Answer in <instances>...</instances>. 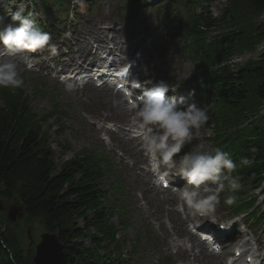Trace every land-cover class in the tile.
Segmentation results:
<instances>
[{
  "label": "trees",
  "instance_id": "16d2710c",
  "mask_svg": "<svg viewBox=\"0 0 264 264\" xmlns=\"http://www.w3.org/2000/svg\"><path fill=\"white\" fill-rule=\"evenodd\" d=\"M43 1L48 8L60 3ZM181 1L186 14L177 17L178 31L186 55L200 69L204 96L212 102L208 123L217 125L218 140L234 161L241 157L252 161L239 169V175L254 188L264 178V118H256L264 103V54L237 68L227 63L235 54L253 51L264 41V22L259 26L256 21L240 22V16L233 14L235 0H228L219 17L211 8L217 0ZM245 1L264 12V0ZM44 95L53 109L39 115L23 88H0V198L19 199L26 209L25 226L37 220L46 231L59 235L65 245L59 264H122L121 258L112 257L120 253L122 244L116 235L131 223L120 200L117 206L109 202L112 193H120L117 183L106 187L112 166L105 154L82 150L56 170L48 130L43 126L55 117L61 120L59 95L54 91ZM18 225L0 214V264H34L33 249L24 255L20 240L27 229Z\"/></svg>",
  "mask_w": 264,
  "mask_h": 264
},
{
  "label": "rangeland",
  "instance_id": "374dc122",
  "mask_svg": "<svg viewBox=\"0 0 264 264\" xmlns=\"http://www.w3.org/2000/svg\"><path fill=\"white\" fill-rule=\"evenodd\" d=\"M1 1L3 4L0 7L5 17L11 15L12 10L16 11L20 7L24 11L32 13L35 18L39 19L47 27L55 28V33H51L52 40L50 43L56 44L58 53L62 52L66 55L61 62L65 66L72 62L77 66L78 47H80L79 51L96 56L91 45L93 39L98 38L101 40L102 46L103 41H109L113 37L120 44L132 47L130 53L120 55V62L124 59L130 61L134 51L142 49L144 59L141 72H147L149 77L155 80L172 79V84L177 88V92L187 94L195 91V86L199 79V72L196 69H200L194 63L192 64L190 60L188 61L178 56V38L169 24H161L166 7L170 3L179 0H162L163 5L157 9H152L155 5L145 6L136 11L125 8L124 13L128 14L126 16L117 11L115 0H63V7L56 5L53 8L57 13L58 20L56 21L49 19L47 5H43L42 0ZM156 1L158 0H150L151 3ZM90 3L93 4L89 5ZM227 4L228 0H217L211 4L213 15L221 16ZM9 7L13 9L10 10ZM179 8L182 9L181 2ZM233 14L240 16L241 19L239 21L244 25H249L256 21L259 26L264 21L262 16L264 12L261 9H255L245 0H235ZM56 22L59 23L58 27L55 25ZM103 53L101 55H104ZM35 54L43 60V67L47 65L54 68L52 76H55L61 66L52 56H49L47 50L42 54ZM244 55L236 54V65L241 66L248 59ZM32 57L35 64V56ZM231 66L234 67V63ZM20 70L25 81L23 88L27 94H30V103L34 112L43 115L53 109L51 100L45 98L44 94L35 96L34 93L36 91L43 89L45 92V89L47 90V87H50L60 94L58 104L60 105L59 111L62 113L61 120L59 121L55 117V120H50L45 126V128L49 129L47 137L50 140L49 146L53 154L56 170L60 169L63 162L74 157V154L82 150L99 153L106 151L110 163L118 172V176L121 177L123 175L126 179L127 185H125V188L128 197L121 204L131 205L129 216L125 214L126 218H130L131 227L127 231H121L120 233V239H124V241H121L120 253L124 254L128 261H131L132 264H164L165 259H172L173 257V260L183 263L182 258L188 257L190 262L192 254H200V258L205 260L207 264L215 263L214 257H208V255L203 254V251L199 252L198 248L194 251L186 249L190 245L188 242L191 235L188 229L189 223L185 222L181 215L178 214V211L182 210L179 201L180 192L185 186V182L181 180L180 183H176L174 177L169 175L171 181L176 183L179 190L174 188V184L169 190L160 188V185H158L152 190L145 192L144 187L152 188V183L148 184L144 179L140 178L139 172L140 168L147 166V162H143L138 149L128 142V137L123 138L118 132H115L118 130V126L130 129L129 121H131L132 117H124L125 112H122V116L118 114L114 108L117 97L113 95L111 90L102 91L101 89H96L95 91L92 89L93 86L77 89V86L64 84L59 76H57V79L53 77L47 78V73L40 71L36 65L33 66L32 70L22 66ZM153 72H155V75H153ZM161 76H163V79L159 78ZM201 106L208 109L212 106V102L209 100L202 101ZM260 109L264 113V106L263 108L260 107ZM257 116L260 117V112H258ZM108 119L118 123L122 120V123H115V128L112 131L107 130L105 122ZM249 122H252V119L245 122L244 125H248ZM61 123H64L63 125L66 127L65 133H62ZM94 124L101 128L98 133L92 130ZM194 136L196 139H193L194 142L192 141L191 144L186 146L187 149H191L195 145H202L203 150L208 151L211 149L206 142V135L201 129L194 130ZM65 145L69 148H64ZM147 167L150 168L149 163ZM115 183L113 177H107L106 187L111 184L114 187ZM259 195L262 196V193ZM119 199V196L114 197V195H111L109 202L117 206L118 203L116 202ZM7 203L4 200H0V206H4ZM11 204L14 205L13 201H11ZM7 211L6 208L3 211L0 209V214L4 216ZM231 211L221 203L208 214L205 221L212 223L214 225L213 229L216 231H219V223L231 226L232 238L235 241L244 240L246 232H248L247 237L255 240L258 248L261 247L260 257L262 260L264 258V227L258 226L254 221L244 216L233 218ZM23 217V215L18 217L19 220L16 222L20 224L18 228L28 229L30 227L32 239L31 241L28 238L26 232L25 235L20 237L25 255L28 254L30 249L35 252V245L41 241L42 234L47 231L37 220L28 221L29 224L25 226ZM169 220H173L172 224ZM243 222H246V227ZM143 226H149L159 237L157 247L147 246L148 241L146 240V232ZM179 232L182 235L178 238V241H183L186 246L178 249L170 246V241L176 238V233ZM239 235L241 237H238ZM221 237H224V234ZM257 239H260V241ZM234 243H224L223 251L218 258L223 259L227 255L228 257L232 255L234 249L232 245ZM226 247L229 249L228 251L225 250ZM129 257L133 259L131 260Z\"/></svg>",
  "mask_w": 264,
  "mask_h": 264
},
{
  "label": "clouds",
  "instance_id": "9594fccd",
  "mask_svg": "<svg viewBox=\"0 0 264 264\" xmlns=\"http://www.w3.org/2000/svg\"><path fill=\"white\" fill-rule=\"evenodd\" d=\"M3 20L0 16V49L6 56L0 59V88L16 90L25 82L16 57L24 54L23 64L31 69L33 57L27 53L47 50L54 57L58 48L50 43L51 33L42 30L33 14H25L23 8L18 7L11 15L13 22H19L18 26L4 24ZM170 91L175 93L177 88L164 80H151L136 97L139 104L130 103L134 113L130 126L148 158L156 182L166 186L165 177L169 172L179 176L185 182L180 200L202 215L211 213L220 204L221 193L225 191L229 195L223 203L233 205L234 193L242 186L239 169L250 166L252 161L241 157L236 162L229 152L220 148L205 151L202 145L185 150L194 139V130L205 126L210 116L196 99L169 96Z\"/></svg>",
  "mask_w": 264,
  "mask_h": 264
},
{
  "label": "bare ground",
  "instance_id": "6f19581e",
  "mask_svg": "<svg viewBox=\"0 0 264 264\" xmlns=\"http://www.w3.org/2000/svg\"><path fill=\"white\" fill-rule=\"evenodd\" d=\"M3 4V2L0 0V5H2ZM9 23H11V24H13L14 22H11L10 20H9ZM105 43V42H104ZM108 45L109 44H113V45H115V46H117L118 47V50H119V52H121V53H130L131 52V49H129V48H125V47H123V46H120L119 45V43H117V42H115V41H113L112 43H107ZM106 44V45H107ZM99 47H102V46H99ZM108 48H109V53H108V57H110L112 54H114V51H113V48H111L110 46H107ZM97 48H98V46H97ZM30 56H33L34 55V53H28ZM63 57H64V54H59V56L58 57H56V60H57V62H59V65L61 66V64H60V61L63 59ZM3 58H6V56H5V53L3 52V50L2 49H0V59H3ZM16 59L18 60V62H20V64H21V66L24 68L25 66H24V64H23V58L21 57V54L18 56V57H16ZM110 61H112V62H117L116 61V59H115V57H112V58H110L109 59ZM37 63H39V64H43V61L41 60V58H37ZM63 67V66H62ZM43 69L45 70V71H47V74L48 75H52V73L51 72H53L54 71V68H52V67H48L47 65H44V67H43ZM23 88V87H22ZM24 89V88H23ZM24 91H26L25 89H24ZM48 91L45 89V92H44V90L43 89H40L37 93H36V95H35V93H34V95L35 96H37V95H39V94H45V93H47ZM26 94H27V92H26ZM28 96L30 95V94H27ZM31 104V103H30ZM116 109L118 110V111H128L129 109H128V107H126V105L124 104V102L121 100V98L119 97V98H117V104H116ZM92 130H94L96 133L97 132H99L101 129L99 128V127H97L95 124H94V126H93V129ZM122 133V135L125 137L127 134H125V133H123V132H121ZM137 145H139L140 146V141H139V139H137ZM139 152L142 154V160H143V162L144 163H146L147 162V157L144 155V153H143V150L140 148V150H139ZM122 161H124L123 159H122ZM125 162V161H124ZM114 172H116V170L114 169V167L112 166V173H114ZM152 172H151V170H149L147 167L146 168H141L140 169V172H139V177L140 178H142V179H145V181L147 182V183H153V185L155 186L156 185V183L155 182H153V181H151V179H152ZM144 190H145V192H147L148 190H147V188L146 187H144ZM151 190V189H150ZM192 209H190V208H188L186 205H185V207H184V212H183V214H184V216H183V219L184 220H187V219H189V217H190V211H191ZM210 226L208 225L207 227H204L203 226V228H209ZM200 232H203V231H200ZM202 237L200 236V235H198V234H196L195 232H193L192 233V236H190L189 237V240H190V242H191V246H190V249L191 250H194L195 248H204V246L207 244V242H209V238H207V242L206 241H203L202 239H201ZM250 240H251V238H250ZM249 240V241H250ZM257 240H259L260 241V239H257ZM249 241H246L245 243L243 242V243H241V242H239V247H240V249L241 250H244L245 249V246H246V244H247V242H249ZM174 246H176V247H179V246H181V244H178V243H175L174 242ZM238 246L237 247H235V249H237L238 248ZM248 251V253L247 254H249V253H252L251 255L253 256L254 255V253H256L257 252V250L254 248V246L253 247H251L250 249H248L247 250ZM212 255H216V254H212ZM197 258V260L198 261H200V263H203V264H206L205 262H204V260H202L200 257H196ZM238 261V259H236V258H234V262L233 263H236ZM228 262H229V260H226V261H222V260H217L214 264H228Z\"/></svg>",
  "mask_w": 264,
  "mask_h": 264
},
{
  "label": "water",
  "instance_id": "95a60500",
  "mask_svg": "<svg viewBox=\"0 0 264 264\" xmlns=\"http://www.w3.org/2000/svg\"><path fill=\"white\" fill-rule=\"evenodd\" d=\"M2 200V199H0ZM14 205L11 204V200H4L8 202L4 206H0L3 211L5 208L7 211V219L10 222H15L21 215L26 217V209L22 206L18 198L13 199ZM27 235L31 239L30 227L28 228ZM64 245L59 240L57 233L46 232L41 236V241L35 245V254L33 257L34 264H58L64 255Z\"/></svg>",
  "mask_w": 264,
  "mask_h": 264
}]
</instances>
